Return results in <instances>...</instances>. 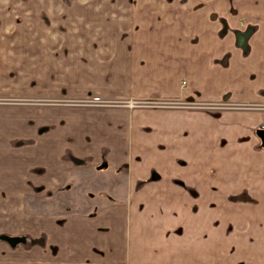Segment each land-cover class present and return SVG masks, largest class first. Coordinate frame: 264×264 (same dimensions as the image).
Masks as SVG:
<instances>
[{"label":"crops","instance_id":"1","mask_svg":"<svg viewBox=\"0 0 264 264\" xmlns=\"http://www.w3.org/2000/svg\"><path fill=\"white\" fill-rule=\"evenodd\" d=\"M25 2L0 0V264H264V0H34V36Z\"/></svg>","mask_w":264,"mask_h":264},{"label":"rangeland","instance_id":"2","mask_svg":"<svg viewBox=\"0 0 264 264\" xmlns=\"http://www.w3.org/2000/svg\"><path fill=\"white\" fill-rule=\"evenodd\" d=\"M40 1V0H39ZM26 5H24V14H25V17H20L21 20H25L26 22L25 23V26H26V34L27 35H30V36H34L35 35V23H34V0H26ZM47 4H50V1L47 2ZM45 5V4H44ZM91 102V101H90ZM47 207H51V206H54V205H46ZM64 205H57V207L55 209H60V207H62ZM30 208H34L35 207V204L32 203V205L30 206ZM11 241L13 242H17L15 240V238H12Z\"/></svg>","mask_w":264,"mask_h":264}]
</instances>
